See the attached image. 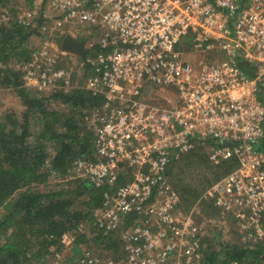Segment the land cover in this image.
<instances>
[{
    "label": "built area",
    "instance_id": "obj_1",
    "mask_svg": "<svg viewBox=\"0 0 264 264\" xmlns=\"http://www.w3.org/2000/svg\"><path fill=\"white\" fill-rule=\"evenodd\" d=\"M32 1L48 5L51 33L64 38L65 27L77 26L88 45L78 56L80 84L57 66L61 48L47 43L31 49L23 79L102 98L95 161L78 160L74 169L96 186L130 179L94 212L98 228L118 234L123 257L82 248L71 264H199L205 224L195 208L177 212L166 175L197 146L214 166L237 163L203 194L220 213L213 225L230 217L242 243L264 241V0ZM61 239L69 250L72 237Z\"/></svg>",
    "mask_w": 264,
    "mask_h": 264
},
{
    "label": "trees",
    "instance_id": "obj_2",
    "mask_svg": "<svg viewBox=\"0 0 264 264\" xmlns=\"http://www.w3.org/2000/svg\"><path fill=\"white\" fill-rule=\"evenodd\" d=\"M14 1L0 0V10L8 11ZM34 32L18 20L14 12L0 24V77L4 85L18 91L24 110L19 118L7 114L0 120V264H45L56 253L61 254L63 234H69L73 239L64 257L69 264L81 255V244L89 245L87 248L94 249L99 256L118 260L123 257L118 234H107L98 228L94 212L103 207L106 195L111 196L118 186L130 181L129 178L119 175L111 187L106 184L96 186L83 177L70 180L71 185L74 184V198L67 186L56 190L41 189L53 175L61 178L69 174L79 176L74 169L76 161H95V121L88 125L85 119L90 113L97 114L102 98L82 89H72L69 93L58 90L48 97L30 94L20 72L8 65L11 61L28 59L25 45ZM240 67L247 71L243 63ZM50 100H60L69 112L54 111L49 107ZM173 165L181 173L198 171L197 176L202 177L199 180L190 174L191 180L180 179L173 184L169 180L180 204L187 209L208 186L237 167L234 158L212 165L208 150L201 146L174 160L166 171L168 179ZM82 197L84 209L77 210L75 200ZM199 206L207 217L220 215L210 199H202ZM227 219L236 227L232 218ZM85 221L87 234L79 230ZM219 233L202 239L203 260L199 264H264V241L242 243V235L237 230L234 233L239 242L223 244Z\"/></svg>",
    "mask_w": 264,
    "mask_h": 264
},
{
    "label": "rangeland",
    "instance_id": "obj_3",
    "mask_svg": "<svg viewBox=\"0 0 264 264\" xmlns=\"http://www.w3.org/2000/svg\"><path fill=\"white\" fill-rule=\"evenodd\" d=\"M31 2H29L28 0H15L14 2H12L9 6H8V11H4V10H0V24L3 22L7 21V18H11L13 12L16 14L17 19L22 21L23 23H25L27 26H29L32 30H34L35 32L32 34V36L29 38V40L27 41L25 47L28 51V58L30 56L31 53V49L33 50V48L35 47H40L41 45H43L44 43L49 44L51 51L53 50V52H56V47H60L61 48V43L62 40L66 37V36H70L71 38L78 40V41H83L85 42V47L88 45V38H86V36L81 32V30L79 28H77V26L73 27V28H68L65 27V32H66V36L60 37L58 36V34L55 33H51V25L50 22H48L46 20L43 19V16L45 14H50L51 12L48 10V5H43V6H39L38 4L34 3L32 0H30ZM13 9V12H10L9 10ZM53 41V42H51ZM59 48V49H60ZM61 50V49H60ZM62 51V50H61ZM63 54L61 55L62 59L60 61V63L57 64L58 67H63L66 68L68 71L71 72V85L72 86H76L77 82L78 84L81 83L80 77L82 74V67H81V62L82 60L74 54H68L64 51H62ZM86 53V52H85ZM26 60V59H25ZM25 60H21L18 62H10L9 63V67L12 69H15L17 71L20 72L21 74V79L23 80L24 83V87L26 88V90L28 92H30V94L32 95H36L39 97H48L51 96L52 94L54 95L55 93H58V89H48V88H43L40 89L37 86V81L34 80H30V79H23V74H22V66L23 63L26 62ZM59 91H62V89H60ZM63 93V91H62ZM50 108H52L54 111L57 112H69V109L66 105L62 104L60 102V100H50ZM23 108H22V100L20 99L19 95H18V91L16 89H13V87H7L6 85L3 84L2 79L0 77V120H2L7 114H13L15 116H17L18 118L21 117L22 112H23ZM95 113H90L89 115H87V118L85 119L88 125H91L94 123V119H95ZM50 150V148H49ZM51 151V150H50ZM179 159V158H178ZM176 166V165H175ZM176 168H178L176 166ZM172 174L169 176V180L171 181V183L173 184V182H178V180L180 179H186L188 178V181L191 180L190 179V174L195 175L196 179L202 180V177L197 176L198 171L195 173H191L187 174V173H181L179 170L175 169L174 165L172 167L171 170ZM205 172V170H203L200 174L203 175V173ZM189 173V172H188ZM76 178H80V176H77L74 174V176H70V174L64 178L58 177V176H51L50 179L47 181V183L42 186V190H56L58 188L67 186L69 187V191L71 193V197H75V193L73 192L72 194V188L73 185H71L70 180H75ZM82 178V177H81ZM195 178L193 180H196ZM209 179H211V177H209ZM195 182V181H194ZM214 183V182H213ZM212 183V184H213ZM211 184V185H212ZM171 185V184H170ZM209 187V186H208ZM207 187V188H208ZM206 188V190H207ZM206 190L203 192V194L206 192ZM203 194L199 197V199L197 201L194 202V204L192 205L191 208L187 209L185 207V205L180 204L179 208L177 210V212L181 215L187 214L189 212H191V210H193V208L196 209V213L195 216L200 217L199 219H197L198 222L200 223H204L205 224V231L207 230L208 235H212V234H216L218 235L219 231L221 232V234L219 235L221 237L220 242L223 244H226L228 242H235V240L239 239L237 238V235L234 233L236 230V227L234 225L233 222H231V220H228L227 218L223 221V223L220 226V229H218V227H216V225L214 226V222L213 220H215L217 217H207L205 216V214H203L199 204L203 199ZM82 200H84V197L76 199L75 200V208L78 209H84V205H82ZM80 232L86 233L88 231V224L87 222H83L80 225L79 228ZM90 239V237H89ZM91 244V242H90ZM82 247L81 248H87L86 244H81ZM86 246V247H83ZM90 250V249H89ZM92 252H94L95 254L97 252H95L94 249ZM61 253V258L58 259L56 257H51L45 264H69L68 261H64V257L67 253V249L62 248Z\"/></svg>",
    "mask_w": 264,
    "mask_h": 264
},
{
    "label": "water",
    "instance_id": "obj_4",
    "mask_svg": "<svg viewBox=\"0 0 264 264\" xmlns=\"http://www.w3.org/2000/svg\"><path fill=\"white\" fill-rule=\"evenodd\" d=\"M61 50L68 53V54H74L79 57H83L85 55L86 49H85V42L78 41L70 36H66L61 43Z\"/></svg>",
    "mask_w": 264,
    "mask_h": 264
}]
</instances>
